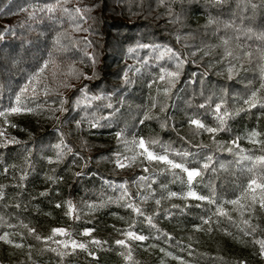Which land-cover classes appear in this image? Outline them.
Here are the masks:
<instances>
[{
    "label": "trees",
    "instance_id": "trees-1",
    "mask_svg": "<svg viewBox=\"0 0 264 264\" xmlns=\"http://www.w3.org/2000/svg\"><path fill=\"white\" fill-rule=\"evenodd\" d=\"M168 48L178 56L158 58ZM262 85L264 0H0V112L32 109L0 143V237L10 241L0 239V264H119L127 250L112 225L145 237L125 264H162L167 251L253 264L264 240L261 192L253 202L248 190L264 183ZM248 132L257 145L242 143ZM137 138L197 169L204 199L170 195L185 184L180 169L119 167ZM58 221L105 243L94 256L49 246Z\"/></svg>",
    "mask_w": 264,
    "mask_h": 264
},
{
    "label": "rangeland",
    "instance_id": "rangeland-1",
    "mask_svg": "<svg viewBox=\"0 0 264 264\" xmlns=\"http://www.w3.org/2000/svg\"><path fill=\"white\" fill-rule=\"evenodd\" d=\"M246 105L250 106L249 103H247ZM14 107H16V106H14ZM17 115H18V113H11L9 110V111L5 112V116H0V133H2V134H0V143L4 142L7 139H10V138L16 136L17 133L9 130V126H10L9 124L14 123L16 121L15 117ZM19 130H20V128L18 126L16 131L19 132ZM253 134H255V133L248 132V133L242 135L240 140L246 146L257 145L258 144V138H257L256 134L255 135H253ZM140 140H141L140 138L136 139L135 145H134L131 153L128 154L127 157L122 156L120 159H118L121 163H124L126 166H132L134 164H145V165L147 164V165H150L152 171H154L156 173L171 171L174 169H180L183 171V169H181V168H172L171 165H169L163 161H155V160L150 161V160H148L146 153H144V150L139 147V141ZM148 151H151V150L148 149ZM151 152H153V151H151ZM142 153H144V154H142ZM153 153L155 155H159V156H167V158L169 160L173 161L165 153H155V152H153ZM133 157H135L134 160H133ZM173 162L177 163V164H182V163L175 162V161H173ZM182 165L184 166V164H182ZM189 170L191 171V170H197V169H189ZM184 173L186 175V181H185L184 186H182L183 188L182 189H171L170 195H171V193H176L175 197H179L183 200L188 199V198H199L200 196L196 192L194 186L196 183H198L200 175L195 177L191 182H189L187 173L186 172H184ZM189 192H194L195 196L188 195ZM0 193H1V190H0ZM139 200H140V198H135L132 200L135 214L139 213L136 211V209H139V203H140ZM140 214H141V212H140ZM142 215H144L146 218L148 217V214H142ZM109 225H112V224L109 223ZM54 229H64L65 232L63 234L54 233V231H53ZM112 229H113L112 237L114 239L113 240L114 243L116 245H120V246L124 245V248L127 250V253H125V254L123 253V257H124L123 260L124 261H121L119 263V264H125V262H127L129 260V258L131 259L133 257V255L136 253V250L134 249V246L132 245V243L143 241V240L134 239L132 236H129L128 233L131 232L135 236H143V235L136 232L133 229V227H131V226L130 227L124 226L122 229H117L112 225ZM99 232H101V231H99ZM99 232H95V231L93 232L90 228L79 230V229H76L75 227H73L72 225H69L68 223H63V222L58 221L56 224H54V225L52 224V226L49 228L48 231L44 232V240L48 243L49 246L55 247L59 250H66V251H70V250H73L76 248H80V247H73V243H75L76 245L83 244L84 247L80 248V249H83L87 253L94 256L96 254V252L100 249L99 244L105 243V240H104L105 237L103 235H101V233H99ZM97 241L99 243H97ZM117 241H124V243L118 244ZM232 242L239 247H246V242L241 237L240 238L239 237L234 238L232 240ZM138 248H141V251H146L145 245H141ZM159 260L162 264H194L190 261L183 259L181 256H176L174 254L173 255L170 254L169 251L164 253V255H161L159 257ZM252 262H253V264H264V255L261 254V250H259V253L253 255ZM112 264H114V263H112Z\"/></svg>",
    "mask_w": 264,
    "mask_h": 264
},
{
    "label": "snow or ice",
    "instance_id": "snow-or-ice-1",
    "mask_svg": "<svg viewBox=\"0 0 264 264\" xmlns=\"http://www.w3.org/2000/svg\"><path fill=\"white\" fill-rule=\"evenodd\" d=\"M48 11H54V9L52 7H49ZM65 11H67V9H65ZM76 11L79 12L80 10L76 9ZM225 43H227V41H225ZM145 47H147V46H145ZM157 47H159V46H157ZM165 56H168L169 58L177 57L178 53H176L172 49L168 48L165 51L161 52L158 58L163 59ZM41 71H43V69ZM167 75L170 76V77H175V76L178 75V73L170 72V73H167ZM164 79H165V76L161 75L160 76V80H164ZM262 87H264V85H262ZM24 91H27V88L22 89V92H24ZM255 97H256V93L253 92L252 99L249 100V101H246V103H249V105L251 107H255L256 103H257V101L255 100ZM17 103L18 104L20 103V97L19 96L17 97ZM217 109L219 110V106H217ZM22 110L32 111V109H21L20 107H13V108L10 109V112L11 113H19ZM0 116H5V113L4 112H0ZM221 120H222V118H221ZM191 123L196 125L199 128H204L205 127L203 124H201L197 120H193V121H191ZM205 130L208 131V132H215L216 131V129H214V128H206ZM0 134H2V133H0ZM253 135H255V134H253ZM56 147L60 148L61 146L57 145ZM139 147L144 150V153H146L148 160H150V161H152V160L163 161V162L171 165L172 168H181V169H183V171L187 173L189 182H191L195 177L200 175V172L198 170H191L190 171L188 168L184 167L182 164H177V163H174L173 161L169 160L167 158V156L155 155L153 152L148 151V148L145 146V142L142 139L139 141ZM69 151H71V150L69 149ZM144 153H142V154H144ZM134 159H135V157H133V160ZM257 161L259 163L264 164V156L258 157ZM117 164H118L119 167H125L126 166L124 163H121L119 160H117ZM205 167H207V165H205ZM257 189H259L260 192H261V195L259 196V201L258 202L260 203L261 207H264V183H257V181L254 179V180H252L249 183V186H248V190L252 193V197L251 198H252L253 202L257 201V195H256ZM171 195L175 196L176 193H171ZM188 195L195 196V193L194 192H189ZM199 198L200 199H204V197H199ZM157 203H159V201H157ZM231 203H234V204L235 203H239V200L231 201ZM129 206H131V205H129ZM58 207H59V205H58ZM69 211L70 212L72 211V205L70 203H69ZM136 211L139 212V209H136ZM149 222H151V221L149 220ZM246 223H247V221H246ZM53 231H54V233H61V234H63L65 232L64 229H54ZM128 235L132 236L134 239H138V240H144L145 239V237H143V236H135L131 232L128 233ZM0 239L5 240L6 242H10V241H7V237L6 236L0 237ZM97 243H99V242L97 241ZM117 243L118 244H123L124 241H117ZM256 243H258L260 245L261 254L264 255V240L256 241ZM17 246L19 247V245H17ZM73 247L83 248L84 245L83 244L76 245L75 243H73Z\"/></svg>",
    "mask_w": 264,
    "mask_h": 264
}]
</instances>
